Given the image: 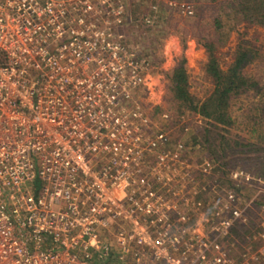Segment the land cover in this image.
Listing matches in <instances>:
<instances>
[{"label": "built area", "instance_id": "1", "mask_svg": "<svg viewBox=\"0 0 264 264\" xmlns=\"http://www.w3.org/2000/svg\"><path fill=\"white\" fill-rule=\"evenodd\" d=\"M127 2L0 0V264L230 262L158 214L141 175L165 137L143 133L144 60L106 29Z\"/></svg>", "mask_w": 264, "mask_h": 264}, {"label": "rangeland", "instance_id": "2", "mask_svg": "<svg viewBox=\"0 0 264 264\" xmlns=\"http://www.w3.org/2000/svg\"><path fill=\"white\" fill-rule=\"evenodd\" d=\"M170 1L176 6L171 7ZM218 2L128 0L124 17L109 21L106 29L113 39L135 51L147 68L136 93L148 119V129L144 128L143 133H162L165 139L152 150L142 146L140 171L149 179L157 213H165L175 226L183 225L188 232L184 238L208 239L212 243L209 254L223 249L230 258L229 264H264V207L253 203L264 200V180L253 177L235 162L222 170L228 171L226 174L221 173L219 165L209 161L208 152L200 145L193 146L191 141L206 125V119L190 111L179 113L169 91L168 75L185 59L190 91L198 99L207 97L213 83L204 71L207 54L202 37L216 42L215 53L224 68L232 60L240 39L246 38L257 57L244 71L263 89L261 94L249 91L231 100L229 111L234 125L223 133L242 142H255L259 133L264 134V27L251 26L245 31L240 23L231 29L233 22L224 17L223 32H216L213 18L219 10V5L215 6ZM148 17L150 22L146 21ZM170 151L178 152L179 157L166 158L164 163L157 161L161 152ZM235 222L245 223L249 232L242 237H227ZM104 236L114 240L113 229L105 231ZM111 249L119 253L115 244ZM147 253L129 257L130 264H166L150 260ZM177 254L175 251L173 256Z\"/></svg>", "mask_w": 264, "mask_h": 264}, {"label": "trees", "instance_id": "3", "mask_svg": "<svg viewBox=\"0 0 264 264\" xmlns=\"http://www.w3.org/2000/svg\"><path fill=\"white\" fill-rule=\"evenodd\" d=\"M218 1L215 6L219 5V10L213 18L216 32H223L224 17L233 22L231 29L240 23L243 24L245 31L251 26L264 27V0ZM202 38L201 44L207 54L204 71L213 83L211 93L203 99H198L190 91L188 74L184 66L185 59H182L168 75L171 98L175 101L179 113L190 111L206 119V125L198 130V135H193L191 141L193 146L200 145L208 152L209 161L219 165L221 173L226 174L228 171L222 170L227 168L230 162H235L241 163V167L248 170L253 177L264 180V134L259 133L255 142H242L223 133V130H228L227 127L234 125V119L229 111L231 100L249 91H254L255 94L262 93L263 85L244 71L257 57V52L248 39L241 38L232 60L224 68L215 53L216 42L210 38ZM253 203L258 207H264V200H255ZM240 229L243 231L242 234L239 233ZM246 229L245 223L235 222L226 236L242 237L244 233L249 232ZM118 263L114 256L93 261V264Z\"/></svg>", "mask_w": 264, "mask_h": 264}]
</instances>
